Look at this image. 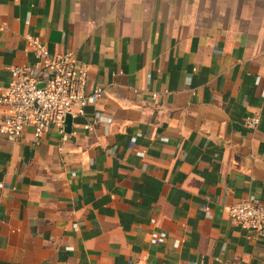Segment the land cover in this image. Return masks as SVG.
Instances as JSON below:
<instances>
[{
	"label": "crops",
	"instance_id": "0c3cea01",
	"mask_svg": "<svg viewBox=\"0 0 264 264\" xmlns=\"http://www.w3.org/2000/svg\"><path fill=\"white\" fill-rule=\"evenodd\" d=\"M27 34L86 61L111 123L0 136V264H264L227 214L264 201V0H0V84Z\"/></svg>",
	"mask_w": 264,
	"mask_h": 264
},
{
	"label": "built area",
	"instance_id": "2783aa9c",
	"mask_svg": "<svg viewBox=\"0 0 264 264\" xmlns=\"http://www.w3.org/2000/svg\"><path fill=\"white\" fill-rule=\"evenodd\" d=\"M28 13L25 25H30ZM25 43L29 60L10 69V78L0 84V136L11 144L24 142L39 146L45 135L52 129L64 135L66 117L71 120L85 108L93 107V124H102L108 129L111 119L96 109L105 97L102 87L88 88V65L74 51L51 53L38 38L27 34ZM149 78V76H148ZM190 77L187 78V82ZM136 93V92H134ZM156 98V94H151ZM259 124L257 116L246 117L242 125L254 130ZM84 129L91 128L85 124ZM30 138L27 139V134ZM206 218L211 210L204 207ZM229 220L245 230L250 239L264 236V201L249 195L227 209ZM165 235L158 233L150 239L160 244Z\"/></svg>",
	"mask_w": 264,
	"mask_h": 264
},
{
	"label": "water",
	"instance_id": "95a60500",
	"mask_svg": "<svg viewBox=\"0 0 264 264\" xmlns=\"http://www.w3.org/2000/svg\"><path fill=\"white\" fill-rule=\"evenodd\" d=\"M71 130V117L68 115L66 117V127H65V131L66 132H70Z\"/></svg>",
	"mask_w": 264,
	"mask_h": 264
}]
</instances>
